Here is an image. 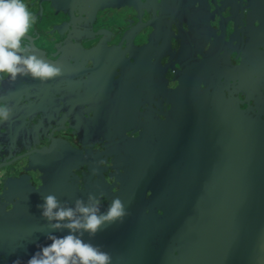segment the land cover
Returning <instances> with one entry per match:
<instances>
[{
	"label": "flooded vegetation",
	"instance_id": "af4514ba",
	"mask_svg": "<svg viewBox=\"0 0 264 264\" xmlns=\"http://www.w3.org/2000/svg\"><path fill=\"white\" fill-rule=\"evenodd\" d=\"M24 2L34 22L22 45L48 61L54 56L66 71L83 70L88 87L78 101L82 91L69 77L54 86L0 74V102L12 109L7 129H0V207L7 215L1 220L10 221L15 199L33 205L48 194L86 201L91 193L102 210L139 150L157 160L175 155L183 164L184 143L173 153L165 141L175 112L171 83L193 62L190 79H180V97L194 90L187 96L192 112L183 115L251 114L264 136V0ZM122 34L139 59L123 54ZM181 40L188 52L177 58L172 51Z\"/></svg>",
	"mask_w": 264,
	"mask_h": 264
},
{
	"label": "water",
	"instance_id": "95a60500",
	"mask_svg": "<svg viewBox=\"0 0 264 264\" xmlns=\"http://www.w3.org/2000/svg\"><path fill=\"white\" fill-rule=\"evenodd\" d=\"M165 28L167 32L169 26ZM123 40L127 59H139L131 48L132 39L123 35ZM25 46L42 56L33 45ZM150 49L146 45L144 50ZM187 52L181 40L172 54L181 58ZM48 58L62 70L61 75L48 81L57 86L66 77L73 79L82 91L76 100L82 101L88 87L85 72L66 71L54 56ZM196 65L193 62L185 67L171 83L175 112L165 143L171 144V150L179 142L184 143L186 161L182 164V159L178 162L175 155L169 159L167 154L157 160V154L145 155L139 150L131 166H125L122 187L114 195L122 200L129 214L94 237L87 233L83 236L85 241L110 253L112 264H264V136L260 121L251 114L224 120L214 112L205 118L198 114L185 117L183 112H192L187 96L194 90L180 97V79H190ZM22 80L39 81L27 76ZM180 124L184 127L180 128ZM0 129H7V121L0 122ZM8 191L21 197L15 187ZM147 191L150 196L146 199ZM73 199L60 200L72 206ZM40 202L31 205L25 203V197L15 199L8 214L10 221L0 219V264H12L17 258L22 264L27 260L25 254L46 246L45 242L51 243L47 235L53 230L41 216L37 207ZM4 212L0 207V217L7 216ZM66 233V229L53 232L57 236Z\"/></svg>",
	"mask_w": 264,
	"mask_h": 264
},
{
	"label": "clouds",
	"instance_id": "9594fccd",
	"mask_svg": "<svg viewBox=\"0 0 264 264\" xmlns=\"http://www.w3.org/2000/svg\"><path fill=\"white\" fill-rule=\"evenodd\" d=\"M33 22L24 0H0V74L10 81L27 76L45 82L62 74L60 67L22 45ZM11 112L10 105L0 102V122L8 121ZM101 205L99 198L91 193L86 201L77 198L72 206L54 194L45 195L43 203L37 205L41 216L53 232L66 229L67 233L57 236L50 232L47 239L51 243L39 247L26 264H112L110 253L90 240L85 241L83 236L87 233L94 237L105 226L122 222L129 213L119 197H114L104 211ZM12 264L21 261L17 258Z\"/></svg>",
	"mask_w": 264,
	"mask_h": 264
},
{
	"label": "rangeland",
	"instance_id": "374dc122",
	"mask_svg": "<svg viewBox=\"0 0 264 264\" xmlns=\"http://www.w3.org/2000/svg\"><path fill=\"white\" fill-rule=\"evenodd\" d=\"M64 2H67V0H63Z\"/></svg>",
	"mask_w": 264,
	"mask_h": 264
}]
</instances>
